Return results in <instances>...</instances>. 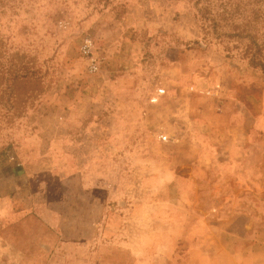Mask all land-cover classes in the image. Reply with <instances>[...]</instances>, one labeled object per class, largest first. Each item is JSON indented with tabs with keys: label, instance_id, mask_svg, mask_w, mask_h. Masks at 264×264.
I'll return each instance as SVG.
<instances>
[{
	"label": "rangeland",
	"instance_id": "1",
	"mask_svg": "<svg viewBox=\"0 0 264 264\" xmlns=\"http://www.w3.org/2000/svg\"><path fill=\"white\" fill-rule=\"evenodd\" d=\"M208 26L191 0H0V203L17 192L38 213L59 211L72 264H134L124 214L139 198L186 192L172 177L192 163L203 176L205 145L245 142L264 163V73L245 41ZM28 229L15 230L19 247L32 243V264H46L48 233L32 219ZM12 234L0 225V261L14 255Z\"/></svg>",
	"mask_w": 264,
	"mask_h": 264
},
{
	"label": "crops",
	"instance_id": "2",
	"mask_svg": "<svg viewBox=\"0 0 264 264\" xmlns=\"http://www.w3.org/2000/svg\"><path fill=\"white\" fill-rule=\"evenodd\" d=\"M219 136L215 135L218 141L222 139ZM230 139L234 140V135ZM248 139L252 140L249 134L244 141ZM250 148L238 140L237 144L205 145L202 151L205 155L198 159L204 165L203 176L192 163L186 178L172 177L177 185H187L186 192L174 198L146 196L133 201L123 216V231L126 235L132 234L124 244L133 254L138 243L139 254L134 256V264H264V163L258 156L251 160L253 149ZM61 162L67 170L70 159L62 156ZM68 176L61 179L67 180ZM153 180L156 187L162 184L159 177ZM80 181L83 183L86 179L81 177ZM196 186L201 190L195 189ZM16 194L1 198V230L13 231L9 246L14 255L4 261L1 258L0 264L33 263L30 252L34 245L28 244L23 251L15 235V230L18 234L21 229L29 232L31 219L38 222L50 238L41 244L44 252H49L45 263L72 264L66 256L68 243L58 236L64 231V226L57 221L62 218L61 213L48 205L44 209L41 206L38 213L32 195L20 199ZM97 228L92 227L94 232L99 231ZM76 230L81 232L80 226ZM81 239L72 244L80 246ZM0 241L6 244L3 235ZM182 241L186 242L184 257L177 250ZM52 250L58 252L57 257Z\"/></svg>",
	"mask_w": 264,
	"mask_h": 264
},
{
	"label": "trees",
	"instance_id": "3",
	"mask_svg": "<svg viewBox=\"0 0 264 264\" xmlns=\"http://www.w3.org/2000/svg\"><path fill=\"white\" fill-rule=\"evenodd\" d=\"M191 1L202 21L216 35L245 41L249 64L264 73V0ZM219 28H228L231 32H219Z\"/></svg>",
	"mask_w": 264,
	"mask_h": 264
},
{
	"label": "built area",
	"instance_id": "4",
	"mask_svg": "<svg viewBox=\"0 0 264 264\" xmlns=\"http://www.w3.org/2000/svg\"><path fill=\"white\" fill-rule=\"evenodd\" d=\"M89 46H91V43L89 41H86L85 45L81 48L82 52L85 54V57L89 60V69L90 71L96 70V66L94 64V59L92 56H90V49ZM190 91L197 92L199 95H208L210 92L209 91H204V90H199L194 88L193 86L190 87ZM165 90L158 88L156 92L154 93V96L150 99L151 103H158L159 98L164 95ZM159 139H162V141H166L165 136H160Z\"/></svg>",
	"mask_w": 264,
	"mask_h": 264
}]
</instances>
